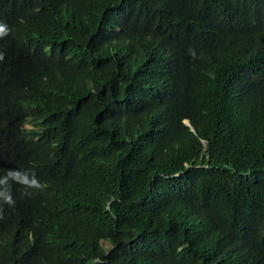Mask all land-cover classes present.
Here are the masks:
<instances>
[{
    "label": "trees",
    "instance_id": "16d2710c",
    "mask_svg": "<svg viewBox=\"0 0 264 264\" xmlns=\"http://www.w3.org/2000/svg\"><path fill=\"white\" fill-rule=\"evenodd\" d=\"M0 24V264H264V0Z\"/></svg>",
    "mask_w": 264,
    "mask_h": 264
},
{
    "label": "clouds",
    "instance_id": "9594fccd",
    "mask_svg": "<svg viewBox=\"0 0 264 264\" xmlns=\"http://www.w3.org/2000/svg\"><path fill=\"white\" fill-rule=\"evenodd\" d=\"M6 34H7V28H6V26L0 24V36L6 35ZM9 202H10V200H9Z\"/></svg>",
    "mask_w": 264,
    "mask_h": 264
},
{
    "label": "rangeland",
    "instance_id": "374dc122",
    "mask_svg": "<svg viewBox=\"0 0 264 264\" xmlns=\"http://www.w3.org/2000/svg\"><path fill=\"white\" fill-rule=\"evenodd\" d=\"M103 246L105 249H108L110 247V244L108 242L104 241Z\"/></svg>",
    "mask_w": 264,
    "mask_h": 264
},
{
    "label": "water",
    "instance_id": "95a60500",
    "mask_svg": "<svg viewBox=\"0 0 264 264\" xmlns=\"http://www.w3.org/2000/svg\"><path fill=\"white\" fill-rule=\"evenodd\" d=\"M187 124H188V125H190V123H189V122H187Z\"/></svg>",
    "mask_w": 264,
    "mask_h": 264
}]
</instances>
